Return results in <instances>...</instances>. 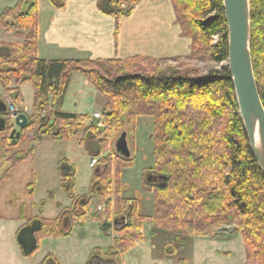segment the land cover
Returning <instances> with one entry per match:
<instances>
[{
    "label": "trees",
    "instance_id": "trees-1",
    "mask_svg": "<svg viewBox=\"0 0 264 264\" xmlns=\"http://www.w3.org/2000/svg\"><path fill=\"white\" fill-rule=\"evenodd\" d=\"M139 1L97 0V7L103 14L119 19L131 15ZM170 1L181 34L190 39L188 57L221 64L219 67L202 74L192 67H161L155 64L156 59L140 55L125 59L44 60L37 56L36 48L37 0H19L0 14V30H14L15 36L23 39L21 45L0 42V85L7 91L11 82L16 86L30 82L34 90L33 114L13 145L16 148L27 142L30 146L10 156V165L0 182L8 178L16 163L28 159L31 144L40 137L50 134L62 140L69 135L62 128L50 133L56 122L61 127L67 123L71 129L90 123L80 144L92 159L107 149L106 129L127 127L132 132L141 116L151 117L153 122V165L148 174L157 176L158 181H142L143 189L152 194V214H142L135 200L120 195L121 170L131 166L133 158H123L115 152L117 162L112 169L110 157H102L103 169L94 172L88 191L81 195L73 194L74 166L62 158L57 163V173L71 204L60 209L53 219L21 215L23 224L15 238L23 256H32L41 238L65 237L75 224L89 219L108 223L114 213L115 219H123V225L116 229L115 247L110 246L105 253L94 250L88 264H118L120 255L142 240L145 221L167 231L188 230L196 236L207 234L214 226L233 225L242 238L243 264H264V175L251 153L226 64L227 24L222 0ZM51 2L57 8L65 4V0ZM249 4L251 61L264 107V0H249ZM213 36H217L214 44ZM76 71L106 99L101 112L104 129L100 132L94 119L86 114L54 111L53 120L39 117L38 113L47 108L49 96L52 108L56 107L65 93L69 74ZM14 97L21 111L22 100L18 94ZM2 116L6 118V128H10L8 112ZM71 132L75 136V131ZM4 134L0 131V135ZM3 147L5 152L10 150L4 141ZM112 174L116 185L111 214ZM162 176L165 179H160ZM33 185L34 180L27 185L28 194ZM92 196L97 197V206L104 205L94 213L90 212ZM172 252L173 249L169 253ZM38 264L58 262L48 253Z\"/></svg>",
    "mask_w": 264,
    "mask_h": 264
},
{
    "label": "rangeland",
    "instance_id": "rangeland-1",
    "mask_svg": "<svg viewBox=\"0 0 264 264\" xmlns=\"http://www.w3.org/2000/svg\"><path fill=\"white\" fill-rule=\"evenodd\" d=\"M18 1L0 0V14L5 9L14 7ZM6 31L14 32L11 29ZM216 41L217 36H213L212 44L216 43ZM189 55L190 47L188 52L184 54L154 59H156L155 64L161 67L175 66L180 69L192 67L202 74L221 65L214 62L189 58ZM26 83L31 85L34 102L33 86L30 82ZM21 86H16L15 83L11 82L8 90H3V94L1 95L2 99L9 100L18 111V107L14 104V95L18 94L20 96L19 99L22 100L20 92ZM62 99L63 101L60 106L62 111L81 114L87 113V115L94 112L101 113L106 102L103 94L96 90L79 71L69 74L66 90L60 101ZM52 103V96H49L47 108L38 113L40 115L39 117L44 116L46 119H54L51 113L60 111V109L57 106L58 104L52 108ZM88 116L93 118L91 115ZM93 119L97 131H102L104 129L102 125L103 118ZM37 120L39 121L40 119ZM50 123L53 122L50 121ZM89 125L90 123L87 121L80 127L74 126L71 129L67 123H64L61 127L56 122L51 128L50 133L60 131L62 128L65 134L69 135L65 139L57 140L49 134L40 137L35 144H31L32 148L28 159L16 163L15 166L20 165L14 170L11 169L9 171L8 178L12 173L10 180L5 182V184H2L4 180L1 182L0 203L5 204L7 207L10 201L16 200V203L17 201L18 203H22L26 200L25 202L27 204L22 203L25 206L27 205L25 214L24 206L21 204L22 207H19L18 214L16 215L19 219H21V215L25 217L41 215L48 219L55 218L60 212V209L68 207L71 204L70 199L67 198L60 185L57 173L58 161L66 158L74 166L73 194H85L88 191L91 177L96 172V169H98V172L103 169V164L100 163V161H103L100 160L102 157H110V166L112 169L115 168L117 161L114 142L124 130L127 132V142L133 163L131 166L121 170L118 179L120 195L128 200H135L142 214L151 215L153 212L152 194L143 189L142 181L144 183L154 184L148 180V171L151 170L153 165V140L151 139L153 133L152 118L148 116L137 117L136 128L132 132H129L127 127H123L122 129H106L107 134L104 135L108 137L107 149L102 155L96 157L97 163L94 168L89 167V162L92 157L86 151L85 147L80 144V140L84 136V130ZM71 131H75V136H73ZM36 145L37 147L35 148ZM28 148L29 144L26 142H22L17 147L18 150L23 151H26ZM14 150L16 149L12 148L10 152ZM9 165L7 158L0 159L1 173ZM144 174L146 175L144 176ZM32 180H34V185L31 193L28 194L26 187ZM112 183V194L110 196L111 214L114 206L113 188L114 184L116 185L113 174ZM10 186L13 189L8 194L7 188ZM29 204L31 207H28ZM97 205V197L92 196L90 212L94 213L97 211ZM101 207L103 209L104 205ZM1 210L4 212L5 208ZM108 223L111 226L105 228V222L100 224L98 221L89 219L81 225L75 224L71 232L65 237L56 239L41 238L39 240V248L35 252L37 257L34 259L49 253L53 255L58 264H88V258L94 250H100L101 253H105L110 246L115 247L114 239L118 237L116 229L123 225V219H115L113 213L111 221ZM171 249H173V252L169 253ZM244 259L245 251L242 238L240 234L235 232L233 225L214 226L210 228L207 234L196 236L190 234L188 230L184 233L167 231L157 228L150 221H145L142 225V240L137 242L128 251L122 253L118 264H243Z\"/></svg>",
    "mask_w": 264,
    "mask_h": 264
},
{
    "label": "crops",
    "instance_id": "crops-1",
    "mask_svg": "<svg viewBox=\"0 0 264 264\" xmlns=\"http://www.w3.org/2000/svg\"><path fill=\"white\" fill-rule=\"evenodd\" d=\"M37 8V56L44 60L124 59L133 55L163 58L184 54L190 47V39L181 35L170 0H140L131 15L119 19L103 14L97 0H65L62 8L51 0H37ZM0 42L21 45L23 39L13 31L0 30ZM20 92L22 111L29 117L33 112L31 85H22ZM2 94L0 85V98ZM62 101L57 106L65 112L60 108ZM12 189L8 187L7 193ZM25 201L22 203L27 204ZM17 203L10 201L7 207L0 203V264H38L44 256L34 259V253L25 257L16 242V231L23 224L16 217L22 204ZM22 206L25 214L27 205Z\"/></svg>",
    "mask_w": 264,
    "mask_h": 264
},
{
    "label": "water",
    "instance_id": "water-1",
    "mask_svg": "<svg viewBox=\"0 0 264 264\" xmlns=\"http://www.w3.org/2000/svg\"><path fill=\"white\" fill-rule=\"evenodd\" d=\"M227 24V66L234 87L238 113L242 120L251 153L264 175V107L257 88L250 53V4L249 0H222ZM7 102L0 98V130L5 128ZM28 115L23 111L15 114L14 124L23 128L28 123ZM16 132L12 129L11 134ZM115 152L129 158L131 152L125 131L114 142ZM98 172V169H96ZM165 179V177H160ZM162 184V182H161ZM110 223L104 224L105 228Z\"/></svg>",
    "mask_w": 264,
    "mask_h": 264
},
{
    "label": "flooded vegetation",
    "instance_id": "flooded-vegetation-1",
    "mask_svg": "<svg viewBox=\"0 0 264 264\" xmlns=\"http://www.w3.org/2000/svg\"><path fill=\"white\" fill-rule=\"evenodd\" d=\"M8 112V118H9V122H10V128H6L7 127V123L5 124V128L3 129V130H0L1 132L3 131V132H5V134L4 135H0V159H2V158H7V160L9 161V164H10V156L11 155H13V153L15 152V151H23V150H18L17 149V147L16 148H14V146L13 145H15L18 141H19V138H20V130H21V128H17L16 126H15V124H13V122H12V120H11V116H10V113H9V111H7ZM30 117V116H29ZM29 119L30 118H28V122H29ZM28 124V123H27ZM14 128H16V132H19V136L18 137H16V133H14V134H11V131H12V129H14ZM3 141L6 143V144H8L9 145V149H12V148H14V149H16V150H14L13 152H10V150H8L7 152H5L4 151V147H3ZM27 143V142H26ZM30 146V145H29ZM1 175H2V173H1V171H0V178H1ZM157 177V176H156ZM155 176H154V174H151V175H149L148 176V180L151 182V183H154V184H156L157 183V181H158V178H156ZM1 183V182H0Z\"/></svg>",
    "mask_w": 264,
    "mask_h": 264
},
{
    "label": "built area",
    "instance_id": "built-area-1",
    "mask_svg": "<svg viewBox=\"0 0 264 264\" xmlns=\"http://www.w3.org/2000/svg\"><path fill=\"white\" fill-rule=\"evenodd\" d=\"M7 102V107H8V111L10 113V116H11V120L14 124V118H15V114L17 113V110L14 108V106L11 104V102L9 100H6ZM93 118H96V119H102V114L100 112H95L93 113ZM97 161L96 159H91V161L89 162V167H95ZM102 207L101 206H98L97 209L100 210Z\"/></svg>",
    "mask_w": 264,
    "mask_h": 264
},
{
    "label": "bare ground",
    "instance_id": "bare-ground-1",
    "mask_svg": "<svg viewBox=\"0 0 264 264\" xmlns=\"http://www.w3.org/2000/svg\"><path fill=\"white\" fill-rule=\"evenodd\" d=\"M6 101V100H5ZM7 111H8V107H7ZM19 111L17 110V113H18Z\"/></svg>",
    "mask_w": 264,
    "mask_h": 264
}]
</instances>
